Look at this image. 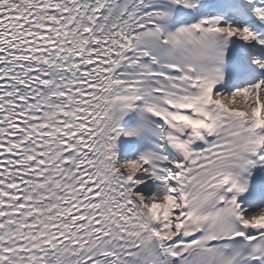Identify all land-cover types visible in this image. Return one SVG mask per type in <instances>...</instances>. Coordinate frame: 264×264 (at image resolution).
<instances>
[{"label":"snow or ice","instance_id":"1","mask_svg":"<svg viewBox=\"0 0 264 264\" xmlns=\"http://www.w3.org/2000/svg\"><path fill=\"white\" fill-rule=\"evenodd\" d=\"M0 264H264V0H0Z\"/></svg>","mask_w":264,"mask_h":264}]
</instances>
